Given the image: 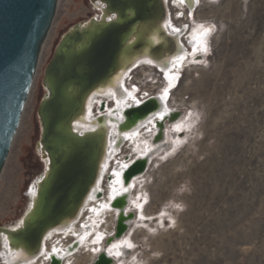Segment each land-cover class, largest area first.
<instances>
[{"label": "rangeland", "instance_id": "obj_1", "mask_svg": "<svg viewBox=\"0 0 264 264\" xmlns=\"http://www.w3.org/2000/svg\"><path fill=\"white\" fill-rule=\"evenodd\" d=\"M168 1L186 62L173 84L148 65L133 70L127 84L139 101L165 96L178 118L165 123L159 138L146 143L151 134H145L116 149L117 161L111 158L100 181L105 197L117 162L139 160L146 169L127 182L122 216L128 226L120 228L114 210L100 219L83 209L79 218L87 225L78 218L80 234L59 241L81 247L62 264H264V0H197L186 12L180 0ZM96 14L91 0H57L0 175V227L21 216L28 189L45 168L36 114L44 68L63 34ZM192 30L196 49L188 39ZM2 250L0 239L5 264Z\"/></svg>", "mask_w": 264, "mask_h": 264}, {"label": "bare ground", "instance_id": "obj_2", "mask_svg": "<svg viewBox=\"0 0 264 264\" xmlns=\"http://www.w3.org/2000/svg\"><path fill=\"white\" fill-rule=\"evenodd\" d=\"M91 3L98 14L94 15L92 19L88 18L82 21L65 36L53 65L47 70L44 84L47 87L48 81L56 77L59 79L60 76L63 77V81L70 78L67 71L72 63L79 62V59L74 57L67 64L64 65L63 63L67 62L78 42L84 43L88 40L89 35L94 33V27L96 28L106 20H112L116 17L123 22L130 19L132 13L137 14L138 21L119 45L115 52L113 64L107 72L92 84L84 83L85 85L82 86L77 84L64 93H59V85H57L55 99L46 105V109L49 108L52 113L46 127L47 141L57 140L61 147L67 145V150H69L74 143H72V137L90 140V149L95 147L98 154L94 172L79 201L71 206L64 215L57 219H54L55 216L51 219L41 217V206L36 205V198L39 195L41 184L50 171L51 160L48 150L55 152V148L49 143L45 147L43 141L39 142L37 151L43 159L45 168L28 189V199L23 211L25 217L20 219L22 213L18 218L19 221L17 219L0 229V239L3 244L1 255L5 264H38L39 260L36 261V259L39 257L41 261L48 260L51 264H62V261H65L68 256L77 252L82 243L63 247L59 241L67 236L77 237L80 234L74 229L78 226L75 222L85 208L90 210V217L98 216L100 219L105 211L114 210V213L119 216L120 228H124L126 223L123 221H126L127 215L122 216V213L127 200V182L130 177L133 179L143 171L145 172L146 169L141 166L142 162L139 160L117 162L118 166H114L115 168L111 172L110 191L107 197H105L106 193L99 188L101 178L106 174V169L110 171L111 168H107V166L110 165L113 156L116 160V149L120 147L123 141L130 140L136 144L143 135L150 133V138L146 141L149 143L154 135L157 138L161 136L166 122H174L178 118V113L171 111L166 103L164 104L165 96L159 95L149 99L146 97L147 100L144 99L140 103L133 102L132 95H129L131 88L127 84V79L133 70L144 65L157 67L158 70L163 71L168 76L171 84L176 82L179 68L186 62V55L183 51L180 29L175 28L176 25H171L169 1L91 0ZM196 4L197 0H180V7L184 10L192 7L195 9ZM88 20H91L92 28L88 26ZM122 27L120 26L118 30ZM197 33L196 30L188 33L190 34L188 39L194 49H196L198 42ZM106 38L111 39V36L108 35ZM80 78L85 80L87 77L81 76ZM166 87L168 88V86ZM44 92L46 93V91ZM143 101L145 102L141 105ZM57 112L60 120L69 117L60 130L54 129L52 124V119ZM161 115H163V119H161ZM90 149L82 152L73 167L65 168L66 175H72L73 169L79 168L78 161L82 156L88 158ZM104 160L105 162H103ZM99 171L100 178L97 180ZM80 180L81 178L78 177L77 182ZM70 186V183L66 181L60 187L66 192ZM62 193H59L56 199L59 206L60 201L65 196ZM101 194H103L102 200L99 199ZM81 204L83 206L80 208ZM28 213L31 214L29 218L25 219ZM99 218L97 219L100 220ZM79 219V222L84 220V218ZM86 225L83 221V226ZM79 232L81 231L79 230ZM58 236L60 238L53 240L51 249H46L47 241ZM83 241L85 239H82Z\"/></svg>", "mask_w": 264, "mask_h": 264}, {"label": "water", "instance_id": "obj_3", "mask_svg": "<svg viewBox=\"0 0 264 264\" xmlns=\"http://www.w3.org/2000/svg\"><path fill=\"white\" fill-rule=\"evenodd\" d=\"M56 6L57 0H0V173L19 126L33 83L42 44L51 26ZM136 15L132 13L131 18L123 22L119 21L118 17L106 20L93 28L94 33L89 35L86 42H78L67 62L63 63L67 64L74 57H78L80 62L72 63L67 71L70 76L68 80L63 81V77L60 76L59 79L56 77L48 81L47 87L44 84L47 70L53 65L65 36L79 24L63 34L44 68L42 86L46 93L36 109L40 123L39 142L43 141L45 147L47 143L53 145L55 152L48 150L51 160L50 171L41 184L39 195L36 198V205L41 206V217L51 219L55 216L54 219H57L79 201L91 181L98 157L96 148L90 149L89 147L90 140L72 137V143H74L69 150H67V145L61 147L57 140L48 142L46 127L52 113L49 108L46 109V105L55 99L57 85H59V93H64L72 89L74 85L92 84L103 76L113 64L119 45L138 21L139 18ZM88 26L92 28L91 20ZM120 26L123 27L118 30ZM108 35L111 39L106 38ZM81 76L87 78L83 80ZM68 118L60 120L57 112L52 119L53 128L62 129ZM86 149H90L89 157L82 156L78 161L79 168H74L72 175H66L65 168L73 167L76 164L75 161ZM78 177L81 178L79 182H77ZM66 181L71 186L64 192L60 186ZM59 193L65 194L64 199L60 201V206L56 200ZM30 214H26L25 219L29 218ZM3 228L0 227V229Z\"/></svg>", "mask_w": 264, "mask_h": 264}, {"label": "snow or ice", "instance_id": "obj_4", "mask_svg": "<svg viewBox=\"0 0 264 264\" xmlns=\"http://www.w3.org/2000/svg\"><path fill=\"white\" fill-rule=\"evenodd\" d=\"M208 31H210V30H209V29H206V30H205V34H207ZM129 95H131V94H129ZM165 95H167V89H165ZM131 98H132L133 102H135V103H140V101L137 100V98H136L135 96H132ZM161 119H163V115H161ZM128 246H131V245H128ZM54 251H55V250H54Z\"/></svg>", "mask_w": 264, "mask_h": 264}, {"label": "trees", "instance_id": "obj_5", "mask_svg": "<svg viewBox=\"0 0 264 264\" xmlns=\"http://www.w3.org/2000/svg\"><path fill=\"white\" fill-rule=\"evenodd\" d=\"M41 87H42V85H41ZM43 89V88H42Z\"/></svg>", "mask_w": 264, "mask_h": 264}]
</instances>
